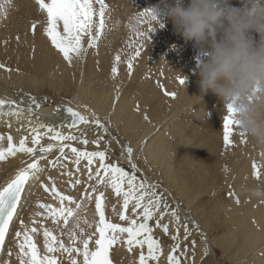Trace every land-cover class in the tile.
<instances>
[{
  "label": "bare ground",
  "instance_id": "bare-ground-1",
  "mask_svg": "<svg viewBox=\"0 0 264 264\" xmlns=\"http://www.w3.org/2000/svg\"><path fill=\"white\" fill-rule=\"evenodd\" d=\"M236 1L231 0L233 6H239V1ZM157 2L160 3V0H109L110 9L106 8L105 29L96 46L88 48L85 40L84 47L87 52L81 56V59L84 56L83 62L74 56L72 63L69 64L44 34L46 14L39 10L36 2L11 0L7 15L0 16V64H4L5 69L10 70L0 69V98L10 97L27 109L30 104L27 97L34 96L40 103V107L37 109L34 105L32 106L33 111L37 112L32 117L33 122L38 118L45 125L60 129L65 135L87 127V124L81 123L70 128L68 125L71 117L65 111L66 107H71L74 111L88 117L89 115L79 103L91 105L93 110L102 116L112 106L111 118L114 122L123 121L125 127L138 130L137 136L134 137V147L157 125L162 124L160 133L142 145L140 158L144 162L150 160L148 166L155 164L157 168L163 165L165 168L162 169L168 172L169 177H172L168 169L170 166L168 160L171 150H174L175 161L178 164L173 171L176 175L173 185L177 190L176 178H178L182 186L178 185L177 192L182 197L187 192H193L195 196H199L206 191L197 185V179L206 176L204 172L206 168L212 179L216 178L220 181L228 177L229 181H232L233 191L227 198L218 192V195L211 199L210 206L205 211L209 218L208 224L201 221V216L196 221L190 220L195 223L199 221V225L205 232L208 226L222 224L223 228L220 230L223 233L218 236L217 245L230 260L237 261L249 250L255 249L256 254L242 264H264V146L258 145L246 136L242 138L237 128H233L237 131L232 132L237 139V146L232 148L231 153L228 146H222L224 143L220 138L221 132L216 130L214 124L223 114L222 109L226 105L211 92L203 95L200 102L194 97L201 95L198 87V66L204 57L200 48L194 42L186 41L175 29L168 34L162 28L160 30L164 31L157 32L159 27L151 28L145 18H138L139 13L145 9L154 8ZM121 4L123 9L120 8ZM96 7L98 9L99 6L96 5ZM33 23L36 24L35 30L32 29ZM137 30L143 35H138ZM145 35H150V38ZM158 35L163 37L158 39L156 38ZM253 38L258 37L254 34ZM190 46H193L194 53L190 50ZM137 49L140 55L132 60L133 68L129 72L128 61L134 57ZM117 55L120 56V61H116ZM120 62H124V69H119ZM113 67L118 69L116 75L112 74ZM187 67L189 70L184 72L183 68ZM75 74L78 78L82 76L80 84L74 85L73 79H76L77 83L79 80ZM174 78L184 79L185 83L182 85L178 82L172 86L170 83ZM136 81L138 84L136 91L133 92L132 86ZM124 83L126 85L122 94L117 96L116 91ZM58 92L62 97L61 100L53 97L58 95ZM165 93H175V96H166ZM71 94L74 96L72 102ZM56 103L59 108L52 110ZM50 105H52L51 110H49ZM48 106L50 108H47ZM202 117L204 120H201ZM9 124L11 127L8 126ZM41 131L43 132L44 129ZM0 135L5 137L11 135L13 142L17 145L20 138L27 136L28 146H32L29 122L26 119L18 120L14 116L0 117ZM185 137H187L186 140ZM192 140V143H187ZM231 141L235 142V139ZM48 142L45 136L42 143ZM0 145L7 147L6 139L0 142ZM65 152L70 153V150L65 149ZM57 155H59L58 151L53 150L48 159L54 160ZM31 159L29 156L17 153L15 157L0 161V186L13 178L16 171L26 166ZM183 160H187L189 164L186 165ZM21 161L25 163L22 164ZM64 162L63 165L66 167L57 165L54 168L46 161H40V165L45 169V176L42 172L39 174V180L29 181L22 195V207L18 208L25 223L30 222L29 218L34 212L43 211L36 207L38 201L53 204V206L59 204L58 200H53L50 192H45L41 187V184L45 183L51 186L53 181L56 188L63 194L73 196L78 202L82 200V207L78 210V214L80 226L86 234L90 235L95 230L98 214L94 199H82L85 187L88 191H91L92 186L97 188L93 196L103 192L102 202L105 212L108 215L111 214L107 218L113 217L114 221L119 220L122 200L115 196L110 187L96 185L95 180L88 181L85 169L87 162L81 160L79 173L76 172V165L73 166L70 156ZM253 163L256 164V169L262 170V175L259 177L255 176L256 169H253ZM97 165L98 161L92 167L95 168ZM68 171L73 172V177L62 175L63 172ZM151 172L154 171L151 169ZM77 176L82 183L73 188L68 181L74 180ZM39 182L40 184L37 185ZM209 185V188H214L213 192H215L219 183L211 180ZM191 213L198 214L195 209ZM125 214L131 215L130 210ZM37 219L42 220L46 227L52 228L54 234L59 237V227L53 225L50 220H44L43 217ZM85 220L87 224L84 223ZM231 224L237 228L226 234L224 231ZM72 226L70 219L69 227ZM10 229L11 231L19 230V222L16 221ZM76 231L79 233V229ZM60 238L67 242V235ZM7 239L11 240V236ZM36 240L43 250L42 234ZM198 246L200 250H203L200 244ZM256 246L259 247L255 248ZM7 247L13 248L11 261L12 264H17L15 253L18 249L11 243ZM90 247H92L91 244ZM113 249L115 255L125 264H138L139 248L133 249L139 254L131 258H126L125 252L128 249L123 242L114 245ZM230 254L232 256H229ZM3 258L8 259L6 254ZM62 259L64 264H68L67 254H64ZM77 259L80 260L82 257ZM111 259L114 260L115 257ZM159 263L166 264L167 261L161 259Z\"/></svg>",
  "mask_w": 264,
  "mask_h": 264
},
{
  "label": "snow or ice",
  "instance_id": "snow-or-ice-1",
  "mask_svg": "<svg viewBox=\"0 0 264 264\" xmlns=\"http://www.w3.org/2000/svg\"><path fill=\"white\" fill-rule=\"evenodd\" d=\"M39 10L46 14V26L44 34L51 42V45L58 50L64 60L69 64L72 63L73 57L80 58L86 54L87 49L84 47L85 40L87 47H95L97 41L105 29L106 24V8L108 7L105 0H35ZM98 5V9L96 7ZM11 6V0H0V16H6L8 8ZM150 9H145L138 14V18H147ZM98 18V22H97ZM163 25H161L162 27ZM36 24H32L35 30ZM138 35H143L137 30ZM19 39V37H17ZM140 55V51H135L134 57L128 61V71L133 68L132 60ZM116 61H120V56L115 57ZM0 69H5L4 64H0ZM9 70V69H5ZM10 71V70H9ZM112 74L116 75L118 69L113 67ZM180 84H184L185 80L180 79ZM166 95L175 96V93H165ZM30 104L27 109L20 106L15 100L0 98V117L14 116L18 120L26 119L29 122V132L31 135V145L28 146V137L20 138L18 145L13 142L11 135H0V142L6 139L7 147L0 145V161L8 157H15L17 153H22L31 157V162H27L26 166L19 168L14 177L0 186V264H12L13 248L7 247L9 243L13 244L18 251L15 253L17 264H64L63 256L67 254L68 264H113L110 258V249L117 243L126 244L129 252L134 248L141 249L138 258V264H150V262H158L162 254L161 241L154 238L153 227L149 221H155V227L162 229L164 234L170 233L168 223H163L166 215H170L175 222L174 234H171V240L174 242L171 246V252L167 256L168 264H182V258L186 257L188 251L187 243L191 232L188 223L183 224V237L180 235V215L178 210L170 209L168 200L162 192H158V185L147 182L146 179L137 176V166L132 162V148L127 147V159L131 171L119 166L118 163L108 162L106 150L88 151L78 147H73L70 141H77L87 146L90 142L88 139H81L71 133L65 135L51 125H45L37 118L34 122L32 117L35 116L32 106L40 107V103L34 96L29 97ZM22 103V102H21ZM65 111L71 117L70 128L76 127L78 124L90 123L86 115H81L74 111L71 107H66ZM226 115L223 121V143L227 147L231 144L232 128H237V122L233 118V108L231 104L226 105ZM92 123L102 128L105 133L108 132L107 127L95 117L93 113ZM11 127V125H8ZM41 129H44L42 132ZM47 136L49 142L43 144L42 140ZM243 138L245 135L240 133ZM103 136L92 140L91 143L100 145ZM69 149L73 154L72 163L76 165V172H80L81 160L86 161L85 169L88 181L95 180L96 185L110 187L115 196L122 200V207L119 211V219L126 221L127 226L119 223H113L106 219L105 209L102 202L104 193L98 195L92 194L97 191L95 186L91 187V191L85 187L82 199H94L95 210L98 214V222L95 224V230L89 235L84 232L80 226V217L78 210L82 207V200L77 201L71 195L61 193L55 186L41 184L45 192H50L53 200H58L59 204L37 202L36 207L43 211H36L29 218V223H25L21 217L18 208L22 207V195L25 193V186L30 180H39V174L45 169L40 165V161H46L52 167L60 165L62 168L66 165L61 164L62 160L69 159L65 152ZM57 150L59 155L56 158L48 159L50 153ZM98 161V165L93 168L94 163ZM22 164L25 161H21ZM257 168L253 163V169ZM255 174L259 177V171ZM62 175L73 177V172H63ZM51 180V177H49ZM71 187L80 185L81 179L77 176L74 180L68 181ZM231 195V193H230ZM237 202H239L237 200ZM74 205V207L72 206ZM115 211V208L113 209ZM130 210L131 215L125 213ZM50 220L53 225L60 228L59 237L54 234L53 229L46 227L42 220ZM70 219L72 227H69ZM19 222V230L11 231L10 226L15 222ZM84 223H88L86 220ZM62 225V227H61ZM195 228L198 225L193 224ZM91 227V225H89ZM76 229H79L77 233ZM98 233V237H97ZM43 236V250L38 246L36 238ZM126 234V238L125 235ZM67 235V242L60 238ZM11 236V240L7 238ZM93 237H97L93 239ZM206 243V238H205ZM90 244L92 247H90ZM193 247L195 240L191 241ZM183 245V251H180ZM147 247L145 255L143 249ZM7 255L8 259L3 256ZM205 248L204 255H207ZM77 257H82L78 260Z\"/></svg>",
  "mask_w": 264,
  "mask_h": 264
},
{
  "label": "clouds",
  "instance_id": "clouds-1",
  "mask_svg": "<svg viewBox=\"0 0 264 264\" xmlns=\"http://www.w3.org/2000/svg\"><path fill=\"white\" fill-rule=\"evenodd\" d=\"M161 14L204 57L194 97L211 92L231 104L238 131L264 146V0H160L148 13L155 28Z\"/></svg>",
  "mask_w": 264,
  "mask_h": 264
},
{
  "label": "rangeland",
  "instance_id": "rangeland-1",
  "mask_svg": "<svg viewBox=\"0 0 264 264\" xmlns=\"http://www.w3.org/2000/svg\"><path fill=\"white\" fill-rule=\"evenodd\" d=\"M31 1L35 2V0H31ZM234 1H236V0H234ZM237 1H239V0H237ZM105 2L107 4V6L110 5L109 0L108 1L105 0ZM185 2H187V0H185ZM158 3L159 2L154 4V7H156L160 4V3L159 4ZM37 7H38V5H37ZM107 8L110 9V7H107ZM120 8L123 9L122 4L120 5ZM126 14H128V13H126ZM145 19H146V22L148 21L147 24L149 25V27L151 26V28H152V26H154V25L151 22H149V20L147 18H145ZM145 19H143V20H145ZM164 19H166V20L164 21ZM166 21H167V23H166ZM160 22L163 26L159 27L157 32H161V31L165 30V33L168 34L170 31L171 32L174 31V26H173L171 20L164 18V16L162 14L160 16ZM160 28H162L164 30H160ZM146 35H148V34H146ZM146 35H145V37H147V38L150 36V35L149 36H146ZM162 37L163 36H161V35L156 36V38H158V39H161ZM198 48H199V46H198ZM190 50H192V53L195 52L193 49V46H190ZM83 58H84V56H83ZM83 58L81 59V57H80V60L82 62H83ZM78 59L79 58H77V60ZM118 66H119L120 70L125 68L124 62H120ZM183 70H184V72H187L189 70V68L188 67L183 68ZM75 76H76V74H75ZM76 77L78 78V75ZM81 77L82 76H80L78 78L79 79L78 83H77L76 79H73L74 85L80 84L79 81H80ZM81 82H82V80H81ZM178 82H179V79L174 78V79H172L170 84L172 86H175ZM126 83H127V81H126ZM126 83H124L119 88V90L116 91L117 96H120L122 94ZM137 84H138V81L133 83V86H132L133 92L136 91ZM166 96H168V95H166ZM5 97H8V96H5ZM53 97H54V99H59V100L62 99V97L60 96V92H58V95H55ZM73 98H74V96L71 94V97H70L71 102H72ZM7 99L12 100L10 97H8ZM54 99H52V100L54 101ZM27 100L30 101L29 96L27 97ZM79 105L81 107H83V109L89 115L88 118H89L90 123L87 124V127L84 130L74 131V133H72V135H76L77 137H80L81 139L86 138L89 140L90 143L87 146H85V145H82L79 142V140H77V141H70V144L73 147L86 149L88 151L106 150L107 156H108V162L118 163L119 166L125 168L126 171H131V168H130V165H129L128 159H127L128 154H127L126 149H127V147L132 148V150H133L132 151V162L135 163L137 166L138 179L143 178V179H146L147 182H149V183H153V184L158 185L157 191L162 192L165 195V198L169 202L170 209L178 210L179 215H180L181 239L183 237V231H184L183 224L185 222L188 223V227H189V231L191 232V236L189 237V241L185 242V243H187L188 251L186 253V257L182 258V264H242V263L246 262L249 258H251L254 254H256L255 249H251L243 257H241L237 261L230 260L228 257L225 256L221 247H219L217 245L218 236L222 235V233H223V231L220 230L221 228H223L222 224L213 225L211 227L208 226V230L205 232L204 230H202V226L199 225V221L197 223L194 222V221L198 220L199 217L201 216L202 217L201 221L208 224L209 218H208V216H206L205 211L208 208V206H210L211 199H213L215 196H217L218 192H221V195H223L225 198H227L228 195L233 191V188L231 186L232 181H229L228 177L220 179V181H217L216 178L212 179L210 177L208 171H207V168H206V169H204V172H206V176L201 178V179H197V181H198L197 185L203 189H206V191L203 192L202 194H200L199 196H195L193 192H187V194H185V196L182 197L177 192L178 185H179V187L182 186V183L178 180V178H176L177 190L174 188V185H173V182H174L173 179H175V176H176L173 173V171L177 168V164H178V162L175 161L176 154H175L174 150H171L170 158L168 160L169 165H170L168 169L171 172L172 177H169L168 172L166 170L162 169V168H165L163 165H159V167H157V168L155 167V164L148 166V163H150L151 161L145 160V162H144V160L140 158V156L142 155V153H141L142 145L145 144V142L147 143L149 140H151V138H153L155 135H158L160 133L162 124L157 125L153 129L152 132H150L144 138H142L140 140V142L137 144V146L134 147L133 146V143L135 141L134 137L137 136L138 130L125 127V124L123 121L114 122L111 118L113 115L112 106H110L109 109L106 110L104 116H102V115L97 114L93 110L91 105H89L87 103H79ZM50 107L48 106L47 108H50L49 110H51L52 105H50ZM56 108H59L57 106V103L53 105L52 110H54ZM224 108H225V110H223ZM224 108L222 109L223 114L221 113L222 114L221 117H218L217 122L214 124V126L216 127V130L221 132V137H220L221 140H223L224 116L227 114V113H225L226 112V106ZM34 113L37 114V112H34ZM93 113L95 114V117L98 118L100 120V122L102 124H104L105 127H107V129H108L107 133H105L102 128L98 127L96 124L91 122L93 120V115H92ZM202 119L204 120V117H202L201 120ZM15 124H17V123L15 122ZM233 128H236V127L234 126ZM56 130H58V129H56ZM234 130L237 131V129H233L232 130L233 133H234ZM58 131H60V129ZM233 133H232L230 139L234 138L235 142L231 141V144L228 146L229 151H230L229 153H231L232 148H235L237 146V144H236L237 139L234 137ZM151 135H153V136H151ZM100 136H103V140L101 141L99 146L91 143L92 140H95ZM184 139L186 140L187 137H185ZM190 142L192 143L193 140L188 141L187 143L189 144ZM222 146H224V144ZM66 154L68 155V157L70 156L71 161L74 159L73 154L71 152L66 153ZM134 155H136V156L134 157ZM61 163L62 164L65 163L64 160H62ZM183 163H186V165L189 164V162H187V160H183ZM73 166H75L74 163H73ZM151 169L154 172H151ZM255 171H259L260 175H262V170L260 168L256 169ZM43 176H45V172H43ZM255 176H257V175H255ZM204 178H206L207 180L206 181L202 180ZM211 180L214 183L215 182L219 183L215 192H213L214 188H209V186H210L209 183L211 182ZM39 184H40V182L37 183V185H39ZM45 185H46V183H45ZM243 204H244V202H243ZM197 207H199V209H197ZM119 208L120 207H118V209ZM194 209L196 210V212L198 214L193 215L191 213V211H193ZM110 215H111L110 213L108 215L105 212V216H106L107 220H109L113 223H119L122 226H127L126 221H121L120 219L117 221H114V219H112L113 217L107 218ZM190 219H192V220L194 219V221H192ZM163 223H168L170 226V233L167 235L164 234L162 229L155 227V221L154 220L149 221L150 226L153 227L154 238L161 241L162 254L160 255L159 261L161 259H164L165 261H167V256L170 254L171 246L174 243L171 240V234H174V230H175V222L173 221V218L170 215H166L164 220H163ZM193 224L198 225L199 228L198 229L195 228L193 226ZM236 228H237V226H233V224H231L230 227L226 228L224 232H226V234H227V233L232 232ZM15 229H16V227H15ZM13 231H14V229H13ZM125 238H126V235H125ZM205 238H206V243H205ZM235 238H236V236H235ZM192 240L196 241V244L194 247L191 244ZM119 244H121V242ZM198 244L201 245L203 250H200ZM257 247H259V246H256L255 248H257ZM205 248H207V253H208L207 255H204ZM230 250H231V248H230ZM135 251H137V250H133L132 252H129L128 250H126V252H125V254H126L125 256H127L126 258H128V257L131 258L132 256L139 254L141 252V249L138 250L139 253L138 252L135 253ZM143 251L146 255L147 254V247H145L143 249ZM180 251H183V245H182V248ZM258 251H260V250H258ZM227 253H229V252H227ZM229 256H232V254H230ZM111 257H113V258L115 257L114 260L112 259L113 264H125L124 262L119 260V257L117 255H115V250L113 248L110 249V258ZM159 261L158 262L153 261V262H150V264H160ZM126 264H132V263H126ZM166 264H168V261Z\"/></svg>",
  "mask_w": 264,
  "mask_h": 264
},
{
  "label": "water",
  "instance_id": "water-1",
  "mask_svg": "<svg viewBox=\"0 0 264 264\" xmlns=\"http://www.w3.org/2000/svg\"><path fill=\"white\" fill-rule=\"evenodd\" d=\"M71 123V122H70Z\"/></svg>",
  "mask_w": 264,
  "mask_h": 264
}]
</instances>
